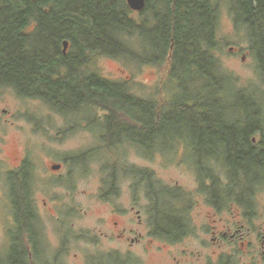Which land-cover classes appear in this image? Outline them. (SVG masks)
Returning <instances> with one entry per match:
<instances>
[{"label": "rangeland", "instance_id": "obj_1", "mask_svg": "<svg viewBox=\"0 0 264 264\" xmlns=\"http://www.w3.org/2000/svg\"><path fill=\"white\" fill-rule=\"evenodd\" d=\"M215 1L220 8L216 55L225 77L218 97L235 111L243 104L236 92L251 90L252 95L260 86L264 98V82L247 33L235 24L230 9L234 2ZM91 66L111 80L127 81L131 90L144 98L164 102L183 97L175 80L168 83L167 65H139L126 58L101 55ZM189 83L192 90L203 89L205 84L202 78ZM98 114L95 110L61 114L42 100L22 98L11 88H0L1 257L10 256L9 235L19 225L11 201L22 191L12 184L17 182L13 180L16 167L27 157L25 163L31 175L28 190L40 215L35 225L42 224L39 234L45 237L44 251L34 252L35 264H90L96 256L109 257L103 260L105 264H112L111 260L115 264H176L181 258H191L193 264H264V255L247 252L241 244L225 243L220 247L213 241L212 232L222 229L237 209L228 203L218 209L219 188L225 187V181L229 183L228 175L215 160L206 162L211 176L201 172L197 166L200 158L191 145L195 128L188 118L169 120L165 135H147L145 139L153 144L146 151L128 142L114 147L103 143L102 129L92 122V116ZM261 134L257 133L259 139ZM123 137L124 132L115 136ZM81 153L83 161L70 158ZM55 165H61L59 171L53 169ZM141 170L152 172L154 190L160 193L166 189L163 200L174 202L186 214L191 231L187 236L173 241L152 233L153 192L144 175L135 173ZM109 177L115 186L110 196L106 195L111 187L106 185ZM132 206L136 208L132 210ZM113 208L126 215L130 226L138 223L137 210L141 211L145 238L140 247L122 252L117 248L104 250L99 245L94 248L98 242L110 247L103 234L109 230ZM23 248L22 241L15 243L19 256L15 258L19 261L25 259Z\"/></svg>", "mask_w": 264, "mask_h": 264}, {"label": "trees", "instance_id": "obj_2", "mask_svg": "<svg viewBox=\"0 0 264 264\" xmlns=\"http://www.w3.org/2000/svg\"><path fill=\"white\" fill-rule=\"evenodd\" d=\"M230 2L235 24L246 31L264 82V0ZM219 10L215 0H147L141 12L133 11L127 0H0V88L42 100L65 115L99 112L92 122L102 129V141L110 147L128 142L147 151L153 144L147 135H165L169 120L188 118L195 128L191 145L200 158L197 166L210 175L206 162L221 161L223 144L227 157L242 158L241 153L253 149L249 137L264 134L260 86L252 95L251 90L237 91L243 104L235 111L218 97L225 79L216 55ZM101 55L139 65H167L168 83L175 80L183 97L163 102L134 93L127 81L111 80L92 68ZM197 78L204 80V88L192 90L189 82ZM119 132L126 137L116 139ZM70 158L83 161L84 156ZM254 159L257 166H264V147ZM135 173L144 175L153 192L155 234L173 241L187 236L191 231L186 214L162 198L168 191L154 190L152 172ZM20 174L22 179L14 175L18 183L12 184L22 191L14 198L19 232L29 224L26 216L36 210L26 174ZM108 184L110 196L113 178H107Z\"/></svg>", "mask_w": 264, "mask_h": 264}, {"label": "flooded vegetation", "instance_id": "obj_3", "mask_svg": "<svg viewBox=\"0 0 264 264\" xmlns=\"http://www.w3.org/2000/svg\"><path fill=\"white\" fill-rule=\"evenodd\" d=\"M260 138L257 137V133L249 137V146L253 149L241 153L242 155L244 154L243 157L240 156L242 158L234 154L231 158L227 157L228 149L226 145L223 144V147H221L223 149L220 164L222 165L223 171H226L228 175L229 183L225 181L223 186L226 185L223 188L220 185L217 200L218 209L221 210L220 206L228 203L230 207L236 208L237 212L231 220L223 224L222 229L213 231L212 233L215 235L213 241L219 243L220 247L225 243L241 244L247 252L251 253L255 251L264 255V210H262V207H264V166H257L255 164L256 160L254 159L258 150L263 152L264 134H261ZM26 158L16 167V172H14L16 176L19 173L20 179L23 177L20 173H25L27 179L31 176L29 175L28 168L24 166ZM59 169L57 170L59 171ZM11 205L13 206L12 211L14 212V219L16 220L17 210L14 206L13 199ZM135 208L136 206H132V210ZM137 215L138 223H132L130 226L126 222V215L122 211L115 208L111 209L110 227L103 234L104 239L109 241L110 247L108 245L104 246L103 243L101 246L98 242L94 245V248L98 249L99 245L104 250L117 248L120 251L123 249L130 251L131 248L140 247L145 238L143 231L145 226L144 221L141 219L140 210H137ZM26 217L29 221L26 228L19 232L18 226L16 230L10 232L12 234L9 235L10 256H0V264H35L34 252L44 251L45 237L44 234H39V230L42 231L41 229L43 228L42 224H39V227L35 225V222L39 223L40 221L38 211L36 210L34 215L29 213ZM23 232H25L24 238ZM152 233L155 234V231H152ZM155 235L160 237V235ZM18 241H22L24 245L22 255L25 256V259L23 261L15 258V256L19 257L15 251V243ZM106 258L96 256L95 260H91L90 264H105L103 260ZM111 262L115 264L114 260H111ZM186 262L193 264L191 258H187V260L181 258L177 260L176 264ZM138 264L143 263L138 262Z\"/></svg>", "mask_w": 264, "mask_h": 264}, {"label": "water", "instance_id": "obj_4", "mask_svg": "<svg viewBox=\"0 0 264 264\" xmlns=\"http://www.w3.org/2000/svg\"><path fill=\"white\" fill-rule=\"evenodd\" d=\"M128 5L133 11L141 12L143 11L147 6V0H127ZM69 46V41H64V52L66 53ZM61 165H55L53 166V169H59Z\"/></svg>", "mask_w": 264, "mask_h": 264}]
</instances>
